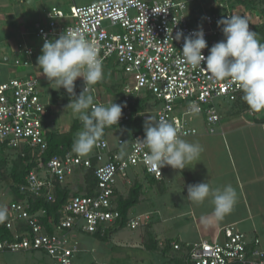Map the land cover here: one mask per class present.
<instances>
[{
  "label": "built area",
  "instance_id": "1",
  "mask_svg": "<svg viewBox=\"0 0 264 264\" xmlns=\"http://www.w3.org/2000/svg\"><path fill=\"white\" fill-rule=\"evenodd\" d=\"M194 1L206 4L208 8H201L203 12L192 17L188 2ZM255 1L264 7V0ZM229 4L228 0H97L74 6L69 13L52 7L46 14V26L35 23V34L44 43L45 39L59 37L67 30L81 31L87 40L95 43L102 65L108 66L112 59L111 66L122 74L120 85L124 109L118 124L130 119V107L135 103L133 95L145 100V109L135 112V118L144 121L148 116L164 118L178 128L183 138L198 133L197 125L190 123L195 114H200L206 130L214 133L220 120L217 100L234 101L242 92L230 79L212 78L204 68V62L197 69L178 63L184 43L183 37L179 41L175 39L178 31L188 36L202 27L208 45L202 52L207 57L211 46L224 39L222 26H217L218 20L235 15L248 21L244 4ZM249 9L255 11L256 23L264 22L255 9ZM57 19L64 24L60 32L53 29ZM191 20H195V24ZM253 25L249 23L250 30ZM115 27L120 31H115ZM15 49L25 58L16 57L12 63L29 67L34 50L23 43H18ZM2 63L0 61V145L5 151H21L28 146L42 152L46 148L44 122L48 110L47 103L41 98L38 81L33 73L3 78ZM76 81L80 82L82 91L85 87L83 78ZM88 94L101 100L92 87ZM94 104L102 105L96 101ZM250 112L264 120V110L255 112L250 109ZM144 135L142 129L130 130V135L117 137L113 143L106 137L101 138L90 156L68 151L63 156H51L43 169L31 170L25 177V187L50 201L54 200V182L64 185L68 177L83 168L93 170L96 186L92 194L68 196L52 232L39 222V215L44 213L42 209L31 213L25 202L9 201L4 208L12 214V219L6 225L12 229L14 239L0 241V254L41 250L58 264H72L80 250L76 238L78 230L93 233L119 218L114 203V190L119 179L131 183L129 170H132L133 178L139 172L162 178L163 167L160 174L151 171L145 164L148 149L137 148V138L142 139ZM144 219L148 221L150 216L144 214ZM139 223H143L142 214L129 218L127 224L136 227ZM172 244L174 250L184 254L188 264H264L260 238L249 236L233 226L222 228L220 239Z\"/></svg>",
  "mask_w": 264,
  "mask_h": 264
},
{
  "label": "crops",
  "instance_id": "2",
  "mask_svg": "<svg viewBox=\"0 0 264 264\" xmlns=\"http://www.w3.org/2000/svg\"><path fill=\"white\" fill-rule=\"evenodd\" d=\"M87 4L90 3L84 4L81 0H0V25L6 28L4 40L11 45L12 52L9 55L0 50V60L3 61L2 77L6 78L11 74H36L34 68L39 52L36 45L31 47L25 39L29 33L28 24H33L36 18L46 23V14L52 7L63 11L62 6L65 5L74 7ZM200 6L202 9L206 8V4ZM34 35L35 39L38 38L35 33ZM17 36L24 37V41L18 43L28 44L26 46L34 50V61L27 68L12 63L15 57H22V52L15 49L18 44L15 39ZM31 43L35 44L34 38ZM242 96L243 92L226 105L218 104L220 120L214 133L198 128L197 134L182 138L202 146L203 151L198 157L200 162L193 161L183 170L165 166L160 179L142 173L146 186L143 185L139 201L149 202L147 205L154 206L159 217L158 224L163 227L169 224L167 233L163 230V238L173 241L220 239L222 228L232 225L249 236H258L264 248L260 234L264 233V120L249 111ZM201 182L208 183L210 189L223 190L227 185L234 188L236 203L222 220L213 215L214 204L211 196L202 204L188 200V186ZM150 190L153 196L149 194ZM192 234L194 237H191Z\"/></svg>",
  "mask_w": 264,
  "mask_h": 264
},
{
  "label": "clouds",
  "instance_id": "3",
  "mask_svg": "<svg viewBox=\"0 0 264 264\" xmlns=\"http://www.w3.org/2000/svg\"><path fill=\"white\" fill-rule=\"evenodd\" d=\"M217 26H222L224 39L211 46L207 57L202 52L208 47L202 27L188 36L178 31L175 39L179 41L183 37L184 40L178 63L197 69L204 62V68L212 78L230 79L239 86L243 92L242 100L252 111L264 110V44L256 39V33L250 30L248 21L241 16L222 17ZM52 38L57 39H45L37 65L49 83L55 84L57 89L63 87L69 94L70 102L66 108L77 114L83 125L72 150L85 156L97 146L106 127L118 125L122 105L114 102L108 107L95 105L93 97L86 95L91 86L102 81L104 75L93 41L87 40L79 30H67L59 38ZM80 77L85 87L77 95L75 81ZM144 133L142 139L137 138V148L148 149L145 164L151 171L160 174V169L165 166L183 170L193 161L200 162L198 157L203 151L202 146L182 139V134L172 122L148 116L144 122ZM209 196L214 204L213 215L218 220L229 214L236 203V192L231 185L223 190L210 189L208 183L201 182L187 188V198L192 203L202 204ZM6 212V208L0 207V221L6 218Z\"/></svg>",
  "mask_w": 264,
  "mask_h": 264
},
{
  "label": "rangeland",
  "instance_id": "4",
  "mask_svg": "<svg viewBox=\"0 0 264 264\" xmlns=\"http://www.w3.org/2000/svg\"><path fill=\"white\" fill-rule=\"evenodd\" d=\"M91 1L94 2L96 0H81V2H83L84 4L91 3ZM188 5L190 9L192 8V12L188 11L189 15H192V17L198 16L201 12H203V10H201L202 7L200 6V3H197L196 1L188 2ZM238 6L240 7V5ZM238 6L236 8H239ZM245 7L246 11L248 12V21L253 25L257 22L255 11H249V7ZM51 9L49 11H51ZM62 9L63 11L69 13L72 10V6L65 5L62 6ZM36 19H34L35 22H40L44 26L47 25V18L46 23H43V21H41V19L39 18ZM32 20L33 19H31V22ZM192 21L194 22V20ZM35 22H33V24H28L27 30H29V33L28 36H25V39L28 40V43L31 45V47H35L36 45L39 55H41L43 42L38 38L35 39ZM62 25L64 24L59 23L58 21V23H56L53 29H57L60 32L62 29ZM114 30L120 31L118 27H115ZM6 33L7 31L4 25H0V50H4L5 54L12 55L10 47L11 45L8 44L6 40H4V36H6ZM28 38H30V40ZM33 38L35 43L34 45L33 43H31ZM15 39L17 40V43L24 41V37L17 36L15 37ZM24 45L28 44L24 43ZM108 65L109 67L107 65H102L104 75L101 81L102 86L98 87L99 97L101 98V100H99L98 98L95 100L96 102H101L102 106L105 107L110 106L113 102L117 103L120 98V94H122V89L120 86L122 74L121 72H118L115 66H111L113 65L112 59L110 60ZM35 66L36 67L34 68V71L36 72L35 76L39 81L41 98L45 103H47L46 107L47 110H49L50 112L49 117H47L46 119L47 127L49 129L59 128L63 130H69L73 119L78 117V115L73 113L70 108H66V105H68L70 102V96L67 95V92L65 89H63V87L57 89L55 84L49 83L45 76L43 74H40L39 66H37L36 64ZM10 76H13V74H11ZM77 88L79 89L80 87L77 86ZM216 103H218L219 105H226V103H229V101L224 99H218ZM90 110L91 109H89V111ZM190 123L197 125L199 129H207V126L204 124V118L200 114L193 115L190 118ZM81 131L83 130L79 129L75 132L74 141L77 139L78 134ZM128 135H130V130L127 127L123 126L118 127L113 131H108L105 134V137L111 143H113L117 137ZM4 155L8 160V162L6 163V169L8 170V167L10 166L17 154L14 149H9L4 152ZM90 155L91 152L85 155L84 157ZM78 172H80V170H78L74 175L68 177L66 182L64 183L71 189V192H73V190L76 188V186H78V184L83 183V176L81 173ZM5 173L7 175L6 171ZM128 174L131 179L134 180L132 170H129ZM136 178V180L141 182L143 185L145 184L146 181L144 180V175H142L141 172H139ZM5 180L6 179L0 178V207H5L6 204L9 203L11 199H13V195L10 192ZM122 181L124 182V180L120 179L117 181L119 191L122 193H127L131 183L126 184ZM153 188H155V186H153ZM147 189L149 190L150 188L147 187ZM149 194L153 196L151 190L149 191ZM164 201L165 200H163V202ZM144 203H146L145 206ZM147 204H149V202L138 201L133 207L129 209L128 215L129 218H131L148 211L149 213L147 212L145 214L150 215L152 213V216L150 215L151 217L148 220L149 222L146 220L142 224L139 223V225H137L136 227H130L128 224L123 227H118L109 236V238L106 239H99L95 237V235H93L92 233L78 232L76 234V238L79 242L80 250L73 258L72 264H175L171 259L172 256H175L176 258V256H180L182 252L179 251L178 253H175L172 249L165 252L162 251L164 246V240L167 239L162 237V233L164 229L166 230L165 233H167L169 224L164 225V227L161 224H158L157 222L159 221V217L154 211V206H149ZM158 205H160V203ZM8 218L9 220L12 219V214L6 212L5 219ZM147 222L148 224H146ZM228 226L232 225H227L225 227ZM148 233L153 235V239L156 242V248L154 249L147 248V242H150ZM260 234L264 243V233L261 232ZM191 237H194V235L192 234ZM0 260L2 264H58L55 259H53L51 256L41 250L5 252L0 254Z\"/></svg>",
  "mask_w": 264,
  "mask_h": 264
},
{
  "label": "trees",
  "instance_id": "5",
  "mask_svg": "<svg viewBox=\"0 0 264 264\" xmlns=\"http://www.w3.org/2000/svg\"><path fill=\"white\" fill-rule=\"evenodd\" d=\"M228 1L230 2L229 5L244 4L247 7L253 8L257 11V16H262L264 18V7H260L255 0H228ZM194 22L191 20V23L195 24ZM253 31L256 33V36L258 37L257 40L260 43L264 44V22L255 23V25H253ZM52 39L53 38H51V40ZM21 58L23 59L25 58V55L23 53ZM34 58H35V54L31 56L30 63L34 61ZM75 85H76L75 92L77 95H79L81 90L80 88L78 89L77 86L80 87L81 84L80 82L75 81ZM99 86H102V82H99L91 86L92 88L96 89L97 95H99V91H98ZM86 95L92 96V94H88V93H86ZM121 97L122 96L120 94V98L117 104L120 103V105H122V110H123L124 106L122 104ZM132 97L133 99H135V103L130 107L131 108L130 119L128 121L122 122L121 124L113 125L111 127H106L103 130V135L101 138H105V134L108 131H113L118 127L125 126L129 130H133L135 132L142 131V129H144L145 121L142 119L135 118L134 114L139 110L145 109V105L143 103L145 102V100L138 97H134L133 95ZM96 99L97 98L93 97V102H95ZM244 104L246 105V107H248L250 111L249 106L246 103ZM49 115L50 112L48 110L45 117L47 118L49 117ZM44 125H45V141H46V148L44 149V151L38 152L28 146H25L21 151L15 150L17 155L10 164V166L8 167V170L6 169V163L8 162V160L4 155L5 148L2 145H0V163H1L0 178L6 179L5 182L7 183L8 188L13 195V199H11L10 201L25 202L27 209L31 213H35L41 209L44 211L43 214L39 215V222L42 224V226L45 227V229L48 232H52L54 230L55 225L58 223V220L61 216L60 210L63 204L65 203L66 199L68 198V196L70 194H77V193L92 194L96 186V179L94 178L92 169L90 168L81 169L80 172L78 173L82 174L84 179L83 183L78 184V186H76L75 188L76 190L74 189L75 191L73 190V192H71V189L67 185L65 184L60 185L58 182L55 181L53 188L54 200L52 201L47 200L44 195L34 194L25 187L26 175L33 169H36L37 171L43 169V165L46 164V162L50 159L51 156L53 155L63 156L68 151L77 154L72 150V146L74 143V134L79 129L83 130V125L81 121L78 119V117L73 119V122L71 123L69 130H63L59 128L49 129L47 127L46 121L44 122ZM5 171L7 172V175ZM144 174H146L145 176H147V173ZM136 179L137 178H135L134 181H132V184L129 186L128 191L125 195L124 193L119 191L118 187L115 188L114 203H115V208L118 210L120 216L119 218L115 219L112 224H108L104 227H99L97 231L93 232L92 234L95 235V237L99 239L109 238V236L114 232V230H116V228L127 225L129 220L128 211L139 201V196L143 189V184ZM144 214L145 213H142V222L145 221ZM7 221H9V218L0 221V241L2 240L10 241L14 239L12 229L8 228L6 225ZM148 222L146 224H148ZM78 232H83V231L78 230L77 233ZM148 234H149L150 242L149 243L147 242V248L154 249L156 248V242L153 239V235L150 233ZM173 242L184 244V241H179V240L173 241L170 238H167L166 240H164V246L162 251L165 252L172 249L175 253L176 252L178 253L179 251L173 249V244H172ZM171 259L175 264H188L183 253H181V255L178 257L176 256V258L175 256H172Z\"/></svg>",
  "mask_w": 264,
  "mask_h": 264
}]
</instances>
